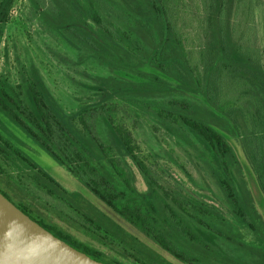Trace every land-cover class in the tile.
Here are the masks:
<instances>
[{"label":"trees","instance_id":"1","mask_svg":"<svg viewBox=\"0 0 264 264\" xmlns=\"http://www.w3.org/2000/svg\"><path fill=\"white\" fill-rule=\"evenodd\" d=\"M14 1L0 0V43ZM198 1L204 11L206 37L193 59L189 58L180 16L185 0H64L70 12L55 10V14L58 26L111 71L112 75L101 81L108 97L177 93L196 95L204 101L209 117L205 121L166 108L159 110L173 120L179 118L207 153L212 175L227 204L224 217L234 233L211 228L198 218L202 212L214 214L204 201L186 202L178 196L181 191L177 188L175 192L166 190L155 181L139 157L131 133L123 126L104 118L113 143L142 177L144 191L133 186L124 168L103 145L85 137L57 111L36 74L18 86L0 79V164L23 162L44 183L47 194L68 197L30 158L22 137L44 150L103 209L68 197L72 201L68 207L85 236L98 235L103 244V237L109 235L124 252L130 249L131 264H176L174 259L188 264H244L214 250L206 233L198 228L201 226L213 236L250 250L264 264V57L259 50L235 40L231 20L239 9L247 8L251 13L250 0ZM117 6L129 14L143 45L122 27ZM236 79L258 97V114L247 132L233 123L231 116ZM80 122L85 125L82 119ZM243 142L249 146L245 153L240 149ZM237 150L251 162L242 163ZM244 165L256 188V199L234 175ZM0 193L51 233L52 227L32 216L25 206L15 204L1 189ZM55 236L97 261L103 252L78 247L60 234Z\"/></svg>","mask_w":264,"mask_h":264},{"label":"rangeland","instance_id":"2","mask_svg":"<svg viewBox=\"0 0 264 264\" xmlns=\"http://www.w3.org/2000/svg\"><path fill=\"white\" fill-rule=\"evenodd\" d=\"M100 1L108 3V0ZM250 6L251 13L247 8L233 13L231 20L235 40L259 50L264 57V0H250ZM116 9H119L122 15V27L143 45V41L136 35V26L129 14L121 10L120 6ZM55 10L65 14L70 12L64 0L14 1L0 43V79L11 86H18L30 78L31 74H36L45 85L57 111L85 137L94 138L103 145L108 155L124 168L133 186L139 191H144L142 177L132 165L126 163L122 151L113 143L104 118L111 119L114 125L123 126L131 133L138 147V155L148 166L155 181L166 190L175 192L177 188L181 191L178 196L186 202L204 201L214 212V216L202 212L198 218L211 228L234 233L235 230L224 217L227 214L223 209L227 204L212 175L211 161L207 153L191 132L181 124L179 118L173 120L159 110L160 107L166 108L171 113H181L205 121L209 117L204 101L196 95L177 93L108 97L101 81L112 75L111 71L58 26ZM203 13L198 0H185V10L180 16L185 28L187 48L191 53L190 59L195 57L199 45L206 37L203 34ZM236 81L232 93L235 108L231 116L233 123L245 128L247 132L258 114V97L248 85L240 84L242 82L237 79ZM21 96L23 99V95ZM80 119L84 121V126ZM22 140L30 158L68 197L75 196L84 204L91 202L99 207L94 198L44 150L25 137H22ZM240 145V149L245 153L249 147L245 146L248 145L247 142ZM237 153L242 163H248V156L243 158L238 150ZM0 167L3 168V172L0 170V189L15 204L25 206L32 216L52 227L51 234L68 237L78 247L102 249L104 253L101 252L99 260L106 264H114L115 261L131 264L134 261L127 254L131 253L130 249L125 248L124 252L109 235L103 237V244L98 235H91L92 238L90 235L85 236L83 229L78 226L73 210L68 207L71 200L68 201V197L63 195L47 194L42 188L44 183L32 173L30 166L17 161L10 166L1 163ZM234 175L242 188L256 199L257 191L249 179L245 165L242 171L235 172ZM192 224L198 227L194 221ZM198 228L203 229L205 238L210 239L211 247L222 255L244 264H262L260 258L250 250L231 244L220 236H213L202 226ZM172 262L188 264L175 259ZM192 262L189 264H202Z\"/></svg>","mask_w":264,"mask_h":264},{"label":"water","instance_id":"3","mask_svg":"<svg viewBox=\"0 0 264 264\" xmlns=\"http://www.w3.org/2000/svg\"><path fill=\"white\" fill-rule=\"evenodd\" d=\"M0 264H103L30 219L0 193Z\"/></svg>","mask_w":264,"mask_h":264},{"label":"flooded vegetation","instance_id":"4","mask_svg":"<svg viewBox=\"0 0 264 264\" xmlns=\"http://www.w3.org/2000/svg\"><path fill=\"white\" fill-rule=\"evenodd\" d=\"M102 253H104V251L102 252ZM110 254H112V255H114V256H116L117 257V259L118 260H121L117 255H115V254H113L112 252H110ZM100 257V256H99ZM99 261V260H98ZM111 261V260H110ZM99 262H101V263H103V264H106L105 262H103V261H99ZM112 262V261H111ZM114 264H124L123 262H119V261H115V262H113Z\"/></svg>","mask_w":264,"mask_h":264}]
</instances>
